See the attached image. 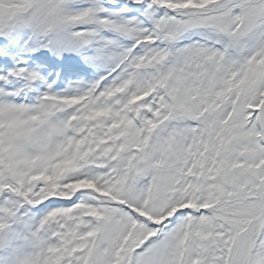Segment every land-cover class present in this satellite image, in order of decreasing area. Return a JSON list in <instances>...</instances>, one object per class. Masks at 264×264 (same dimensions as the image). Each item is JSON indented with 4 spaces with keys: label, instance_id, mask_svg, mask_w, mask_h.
Instances as JSON below:
<instances>
[{
    "label": "snow or ice",
    "instance_id": "snow-or-ice-1",
    "mask_svg": "<svg viewBox=\"0 0 264 264\" xmlns=\"http://www.w3.org/2000/svg\"><path fill=\"white\" fill-rule=\"evenodd\" d=\"M0 264H264V0H0Z\"/></svg>",
    "mask_w": 264,
    "mask_h": 264
}]
</instances>
